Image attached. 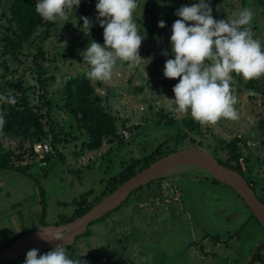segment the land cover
<instances>
[{"label": "rangeland", "instance_id": "obj_1", "mask_svg": "<svg viewBox=\"0 0 264 264\" xmlns=\"http://www.w3.org/2000/svg\"><path fill=\"white\" fill-rule=\"evenodd\" d=\"M86 1L90 8L86 17L92 22L87 34L81 17L66 12L67 18L60 19L51 36L38 40L31 56L21 57L23 66L10 62L16 68L15 76L26 73L24 79L26 86L31 87L34 101H37V78L24 69L36 65L33 53L40 48L48 58L47 76L56 78L48 87L53 100L59 101L62 97L67 75L89 70L79 52L92 41L91 29L98 23V13L97 0ZM137 2L133 18L145 36L139 49L144 59L132 69L118 61L111 80H93L97 91L108 97L111 109L126 121V127L120 121V131L126 129L130 136L123 135L125 141L121 143L106 142L99 150L86 151L81 157L74 153L79 149L76 146L80 141H77L62 147L64 161L54 157L41 162V158H35L30 175L0 170V246L24 229L33 230L42 224L43 199L48 210L46 223L56 224L61 216L73 214L75 199L89 191L93 193L89 199L98 196L105 181L122 169L125 162L149 155L166 140H171V147L178 150L193 146L189 138L182 139L187 129L182 119L191 116L179 113L170 100L174 99L172 89L178 78H166L163 71L166 59L174 58L170 36L171 26L179 18L175 10L198 0ZM210 6L213 17L218 20L232 17L243 7L251 8L253 36L264 43V0H210ZM160 20L165 21V27L158 26ZM1 31L0 28V37ZM1 44L0 39V53ZM164 50L168 56L163 54ZM9 59L0 54V62ZM4 72L0 69V84ZM10 77L11 74L6 76ZM246 82L241 75L233 73L231 88L238 98L235 107L239 120L221 119L213 126L202 127V135L191 136L203 140L212 151L206 150L219 156H224L221 141L240 137L241 150L249 157L248 162L243 160L245 176L248 179L257 176L256 191L263 197L264 132L258 121L264 117V94L252 96L244 91ZM261 84L264 88V77ZM139 88H142L140 92ZM55 116L68 130L72 128V118L66 112H56ZM170 119L174 122L166 123ZM10 139H5L7 145L15 143ZM170 176L172 182L163 185L164 196L154 184L151 186L154 192L143 200H137V195L149 192L148 186L132 192L119 210L89 226L91 234L72 244L69 257L86 260L88 264H246L252 251L264 248V228L231 187L213 181L208 172L190 165L177 168ZM174 186L179 189V201L174 199L171 190Z\"/></svg>", "mask_w": 264, "mask_h": 264}, {"label": "trees", "instance_id": "obj_2", "mask_svg": "<svg viewBox=\"0 0 264 264\" xmlns=\"http://www.w3.org/2000/svg\"><path fill=\"white\" fill-rule=\"evenodd\" d=\"M35 3L36 0H0V28L2 29L0 37L2 50L0 54L4 58L8 56L11 58L8 61L4 60L0 62V69L5 70L1 74L2 83L0 84V94L14 97L16 101L15 104L0 101V115L5 120L2 129H0V170H14L25 175H30V167L35 164V161L26 165L23 162L27 159H35L38 155L34 151V144L36 142L43 140L51 141L53 151L45 154L41 158V162H46L54 157L64 161L65 157L63 151H61L62 147H66L77 141H80L79 146H76L79 149L76 148L77 150L74 152L77 157L83 156L86 151L99 150L106 142L117 144L125 141L119 126L122 117L118 116L111 109L108 97L103 96L97 91L93 80H89L86 77V72L67 75L61 89L62 97L59 101L53 100L48 94V87L56 78L54 75L47 76L50 67L45 64L48 58L44 49L40 48L36 53H33L36 65L28 68L25 67L24 69V71H30L37 78L38 85H35V88L37 87L38 89L36 92L37 101L31 98V87L26 86V80L24 79L26 73L23 72L20 76H15L16 68H13L10 62H17L15 64L17 67L20 65L23 66L24 60L21 57L24 56L26 58L31 56L32 49L36 46L38 40H46L49 38L52 30L60 22V19L56 22L42 20L35 11ZM89 11L90 8L87 1L81 0V3L76 9L73 7L66 12H73L77 16L86 17ZM91 38L92 41L94 40L103 44V28L99 22L92 27ZM8 74H11L10 78H6ZM262 78L248 80L243 90L248 93L249 89L253 90L254 94H251L252 96H255L256 93L264 94V88L261 84ZM141 90L142 88H139L138 92ZM61 111L66 112L72 118L70 124L72 128L70 130L65 125H62L55 116L56 112ZM161 120H164L163 115ZM168 122L171 124L174 120L170 119L166 123ZM182 123L187 127L182 139L189 138L190 141L194 142L193 146L211 150L210 147L204 145L203 140L191 136V134L195 136L203 134L202 126L198 122L194 121L191 117H185L182 119ZM122 125L126 127L125 120H122ZM258 125L264 132V117L259 119ZM8 137L11 138L10 140L15 141V143H8L7 145L5 139ZM241 140L240 137H236L230 141H221V149L224 151V156L215 155L220 163L239 171L245 176L246 171L240 160L243 158L245 162H248L249 157H245L241 150L239 145V141ZM170 141L166 140L162 142L149 155L125 162L122 165V169L105 181V186L98 196L94 199H89V195L93 194L89 191L80 199H75L76 206L73 214L70 216H61L56 224L66 223L83 215L127 179L139 173L161 157L178 150V148L171 147ZM262 144L264 146V138L262 139ZM256 177L247 178L255 190L259 184ZM171 178L170 175H167L141 186L137 190L148 186L149 192L144 195H137V200H143L154 192L151 189L152 184L156 185L159 194L164 196L165 190L163 185L165 182H172ZM209 178L222 183L214 177ZM262 189L264 191V187ZM41 194L43 195V190H41ZM262 195L263 197L259 196V198L264 202V193ZM42 202L43 215L41 222L43 225H48L45 221L48 213L47 205L44 199ZM122 206H119L99 220H104ZM251 216L256 219L253 214ZM30 230L32 229L26 228L22 233L13 236L5 245L0 246V252ZM90 234L91 231L88 228L84 235L78 237V240ZM73 246H65L68 255H70ZM51 249H43L39 250V252L43 254ZM25 257L26 255L2 264H23Z\"/></svg>", "mask_w": 264, "mask_h": 264}, {"label": "clouds", "instance_id": "obj_3", "mask_svg": "<svg viewBox=\"0 0 264 264\" xmlns=\"http://www.w3.org/2000/svg\"><path fill=\"white\" fill-rule=\"evenodd\" d=\"M81 0H36L35 11L47 22L66 19V11L79 6ZM137 0H97V20L103 28V44L90 41L79 52L89 65V80L107 82L112 79L117 62H125L129 69L140 65L139 49L145 38L134 21ZM171 26V52L166 59L163 74L177 79L173 86L176 110L190 115L202 127L213 126L221 119L239 120L233 94V73L245 81L264 77V43L254 38L250 27L254 13L243 7L227 19H215L210 0H198L175 10ZM87 34L92 22L81 17ZM158 26L165 27L160 20ZM163 54L168 56V51ZM250 94H254L249 89ZM0 101L15 104V98L0 94ZM5 120L0 115V129ZM38 237L46 241L65 240L58 233L49 234L40 227ZM23 264H88L86 260L70 258L65 243H57L51 250L40 254L39 249L27 251Z\"/></svg>", "mask_w": 264, "mask_h": 264}, {"label": "water", "instance_id": "obj_4", "mask_svg": "<svg viewBox=\"0 0 264 264\" xmlns=\"http://www.w3.org/2000/svg\"><path fill=\"white\" fill-rule=\"evenodd\" d=\"M186 165L202 168L212 177L231 187L244 200L251 213L264 228V202L259 198L248 179L239 171L220 163L212 152L202 147L191 146L176 150L154 161L74 220L61 224H39L0 252V264L19 259L33 248L43 250L53 248L57 243H65V246L76 243L78 237L84 235L93 222L117 209L132 192ZM40 227L45 228L49 234L58 233L66 239L43 240L37 235Z\"/></svg>", "mask_w": 264, "mask_h": 264}, {"label": "built area", "instance_id": "obj_5", "mask_svg": "<svg viewBox=\"0 0 264 264\" xmlns=\"http://www.w3.org/2000/svg\"><path fill=\"white\" fill-rule=\"evenodd\" d=\"M122 135L126 136V137H129L130 136V133L128 132V130L126 129H122L121 131ZM34 151L38 154L36 158H43L45 156V154L47 153H50L53 151V146H52V143L50 140H43V141H39V142H36L34 144ZM34 159H27L23 162V164H28L30 162H32ZM241 163L243 164V168L245 169V163L243 162V158H241ZM175 196H174V199L176 200H180V192H179V189L174 186V188L171 189Z\"/></svg>", "mask_w": 264, "mask_h": 264}, {"label": "crops", "instance_id": "obj_6", "mask_svg": "<svg viewBox=\"0 0 264 264\" xmlns=\"http://www.w3.org/2000/svg\"><path fill=\"white\" fill-rule=\"evenodd\" d=\"M206 240V237H205ZM259 250V248H258ZM262 250H264V248H262L261 250H259L258 252H251L250 253V257L247 260L246 264H264V253L262 252ZM253 254V255H252Z\"/></svg>", "mask_w": 264, "mask_h": 264}]
</instances>
